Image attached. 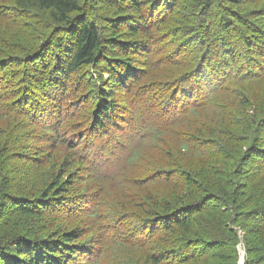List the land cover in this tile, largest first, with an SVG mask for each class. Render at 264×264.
Segmentation results:
<instances>
[{"label":"trees","instance_id":"obj_1","mask_svg":"<svg viewBox=\"0 0 264 264\" xmlns=\"http://www.w3.org/2000/svg\"><path fill=\"white\" fill-rule=\"evenodd\" d=\"M80 1L0 0V93L3 94L0 101L9 100L10 107L14 106L15 110L23 114H18L19 117L24 118L30 112L29 109H37L34 95L41 93L47 100L53 98L51 108H48L49 112L44 116L41 133L37 135L42 138V144H36L32 148L33 152L27 155L15 150L20 149L17 143L5 141L6 147L12 151L17 161L30 163L28 169L34 170V165L40 162L43 165L55 162L62 163L60 170L63 171L58 180L57 174L53 173L51 181L53 179L54 184L44 194V198L36 202L37 208L31 207L29 199L15 198L8 190L0 193V205L10 207L14 214L30 218L39 215L41 208L45 211L41 213L43 216L53 215L56 219L59 210L67 204L66 198L59 197L60 201L56 204L59 208L53 210L43 209L48 202L45 199L48 200L51 195L49 193L54 189L62 192L69 190L75 177L73 174L67 175V172L71 173L74 167H78L82 174L80 173L77 181L86 179L90 185L81 191L83 199L76 200L81 203L80 206H85V197L89 200L83 217H90L87 224L91 226L88 224L86 227L94 232V237H90L87 244H78L81 231L59 229L53 234L57 240L53 248L36 250L29 246L24 252L16 249L18 256L25 253L29 256L24 259L18 257L13 264H67L68 258L64 254H76L79 251L93 252V256L85 264H101L103 256L109 251L117 255L126 253L127 256L130 252L139 253L143 264H179L175 259L177 247H174V238L179 231L188 232L191 228V213L200 210L193 207L199 202L201 205L207 204L215 197L207 187L208 181L199 182L192 174L190 179L186 177V190L180 192L184 195L177 196L174 191L169 193L170 197L165 199L164 208L159 213L147 212L150 218L143 219L144 223L139 228L130 225L128 217L134 215L121 207L125 208L127 202H131L140 211H143L142 207L146 204L158 208L160 204L153 194L155 187L152 185L170 183L175 169H169L168 165L173 163L176 166L179 159L187 163L194 161L193 156L202 149L206 132L201 127L213 125L216 118H225L224 112L230 111L233 103H243L235 97L236 92L232 93L233 89L230 87L235 81H251L245 72L239 74L233 67L242 53L238 48L222 45L225 58L206 57L205 61L200 60L202 64L198 63L194 68L168 78L162 72L169 67L167 64L172 62L176 54L164 52L163 49L173 45L174 40L163 44V48H158L160 39L157 37V45H154L155 33L162 31L163 26L177 16L200 22L195 12L185 15L184 10L182 13L183 3L179 7L181 0H123L121 6H108L113 9L109 15L111 21L99 26L94 19H88V15L82 14ZM237 1L239 0H230ZM163 3L166 8L164 6L161 16L154 14ZM39 12H47L54 27L65 29L62 32L65 35L61 34L59 43L56 44L58 49L64 47L65 53L53 57L50 55L41 68L31 63L27 53L11 55L7 51L14 45V38L10 37L12 34L8 31L12 27L16 28L17 20ZM77 15L82 16L78 19L74 17ZM231 26L228 20L224 24L228 33ZM69 29L72 38L67 35ZM19 30L26 28L21 27ZM28 32L23 36H27ZM192 37L194 40H182L187 42L182 44L184 48L196 43L198 39H208L209 27L205 28L203 34H192ZM41 46H37L33 53L39 52ZM245 50L250 51L248 64L251 63L257 72L259 68L263 70L264 39L252 45L248 43ZM134 59L137 61L135 65ZM51 60H55L54 64H51ZM107 64L112 68H107ZM20 66H23L21 73H17V76H14L15 72L10 74L8 69ZM87 67L95 68L97 80H93L91 76L81 81L80 78L72 79L73 73L78 70L83 72ZM245 67L247 66L244 64L241 66L243 71ZM31 72L32 77L38 76V84L35 80L27 82ZM116 73L119 76H115ZM55 78L63 79V83L52 91L49 84ZM9 87L16 88L8 89ZM66 99L83 106V114L76 122L61 108L62 104H67ZM54 106H57L56 111ZM197 128L202 129V133ZM83 130L89 131L93 136L83 133ZM0 132L7 134V128L0 126ZM61 144L66 145L63 148L66 158L62 162L56 151V146ZM0 150L3 153L5 149L0 147ZM197 160L200 169L209 168V165H200L206 162L202 155H198ZM19 174L23 175V171H19ZM20 177L10 181L7 188L16 182L20 184ZM54 193L59 194L58 190ZM92 194L95 199L89 196ZM171 198L180 199V209L174 210ZM207 206V209H214L213 205ZM250 225L243 236L247 255L256 249L264 251V225L260 222L256 226ZM169 232L170 235H175H172L173 240L166 239ZM181 246L187 252L180 253V257L186 255L182 260H190L191 264H206L208 258L214 255L203 257L207 252L197 254L198 246L192 250H187V245ZM9 250L10 248L0 253V260L6 258V253L11 251ZM253 259L246 263L253 264ZM257 263L264 264V254Z\"/></svg>","mask_w":264,"mask_h":264},{"label":"rangeland","instance_id":"obj_2","mask_svg":"<svg viewBox=\"0 0 264 264\" xmlns=\"http://www.w3.org/2000/svg\"><path fill=\"white\" fill-rule=\"evenodd\" d=\"M100 1L81 0L80 5L83 15H88V19H94L99 26H103L111 21L109 15L113 9L108 8V6L110 4L113 6L120 4L121 6L123 0H111V2L110 0H102V3ZM181 5L183 6L182 13L184 10L185 15L195 12L200 22L177 16L168 21L166 24L168 26L165 27L166 25H164L162 31L155 33L154 45H157V37L160 39L158 40V48H163V44L174 40L173 45L163 50L170 54L175 53L176 56L173 57L172 62L167 64L169 67L165 68L162 73L169 76L168 78H174L182 72L194 68L196 64H202L200 60L205 61L206 57L210 59L214 57L225 58L224 46L222 45H229L235 49L238 48L242 53L237 59V64L233 65L234 69H237L239 74L245 72L251 81H235L230 85L233 89L232 93L236 92L235 95L237 96L235 97L243 103L241 105L233 103L230 111L224 112L225 118H220V120L216 118L213 125L201 127L206 132L203 136L202 149L196 151L197 155L193 156L194 161L187 163L185 160L179 159V164L176 163L179 167L173 166V163L168 165L169 169H175L172 171L170 183L152 185L155 187L152 190L153 194L156 195L160 204L158 208L146 204L142 207L143 211H140V208L131 202H127V207L121 208L134 215V217L130 215L128 221L132 227L139 228V225L144 223L143 219L150 218L147 212L159 213L164 208L165 199L170 197L169 193L174 191L177 196L184 195L180 192L186 190L187 179H190L192 174L194 179L199 182L206 183L208 181L206 184L209 186L206 184L203 186L210 188L215 197L207 204L201 205L200 202L196 204L193 208H200V210L191 213V221L193 222L191 228L188 232L179 231L174 238V247H177L175 249L177 250L175 253L177 256L175 258L176 263H192L190 260L186 262L182 260L186 255L183 254L180 257V253L187 252L183 251L185 249L181 246L183 244L187 245V250L190 248L192 250L198 246L196 248L197 254L209 253L203 257L214 254L208 258L206 264H247V260L251 258H254L253 264H258L259 257L264 254V251L256 249L247 255L243 236L251 226L250 224L256 226V223L260 222L264 225V149H260L264 148V64L263 70L259 68L257 72L251 63L248 64L247 58L250 51H246L245 48L248 47V43L252 45L264 39V0H239L237 2H230V0H181L179 7ZM160 6L157 7L154 14L157 13L161 16L166 4L163 3ZM81 16L74 17L79 19ZM19 19L16 28L12 27L8 31L9 34H14V36H10L14 38V45L7 49L8 53L11 55L27 53L31 63H35L39 68L50 55L53 57L65 53L64 47L60 49L56 47L60 36L65 35L62 33L65 29L54 27L52 25L54 23L47 12L32 13ZM227 20L232 25L229 33L224 27ZM21 27L26 28V30H19ZM206 27H209L210 30L208 39H198L196 43L189 44L184 48L182 44L187 43L182 41L184 38L194 40L192 34L195 36L203 34ZM26 32L28 35L23 36ZM67 35L72 36L70 29L67 30ZM43 39L46 40L43 41ZM43 42H45L44 45ZM39 45H42L39 52L33 53ZM213 45L214 47H212ZM54 62L55 60H51V64ZM136 62L134 59L133 65ZM243 64L247 66L244 71L241 68ZM105 66L112 68L109 64ZM22 67H13L8 70H10V74L15 72L16 75L14 76H17V73H21ZM58 69H60V65ZM107 75H104V78H107ZM116 75L119 76L118 73ZM90 76L93 77V80H97L98 74L93 67L84 68L83 72L76 71L73 73L72 79L80 78L79 81H81L90 78ZM34 80L36 84L39 83L38 76L32 77L31 72L27 82L31 83ZM62 83L63 79L55 78L49 86L54 91ZM12 88L16 87H9L8 89ZM0 96L3 94L0 93ZM34 97L37 100V109L33 111L29 109L30 112L26 113L24 118L19 117L18 114L21 113L15 110L14 106L10 107L9 100L0 101V126L7 128V134L0 132V147L5 149L3 153L0 150V193L8 190L9 194L15 198L29 199V204L31 203V207L35 209L37 208L35 207L36 202L41 201L44 194L53 186V179L51 181L53 173L57 174L58 180L60 172H63L60 170L62 163L49 162L43 165V162H40L34 165V170H31L27 168L31 166L30 163L17 161L12 151L7 149L5 144V141L19 144L20 149L15 150L26 155L33 152L32 148L36 147V144H42L40 142L42 138L37 135L41 133L44 116L48 114L49 111L47 110L51 108L50 102L53 98L47 100L41 93L34 95ZM66 100L67 104H62V110L65 113L68 112L69 117H73L72 121H78L83 114V106L77 105L76 101ZM53 109L56 111L57 106H54ZM52 112L54 113V110ZM21 115L23 116V114ZM202 129L197 128V131L202 133ZM83 133L93 136L86 130H83ZM194 133L197 134V132ZM56 147L62 162L66 158L63 149L66 145L61 144ZM198 155H202V159L206 161L200 165H209V168L200 169L197 162ZM21 170L23 175L19 174ZM80 173L82 174V171L78 167H74L71 173L67 172V175L73 174L75 177L69 190L62 192V190L54 189L49 193L51 195L48 200L45 199L48 202L45 203L43 209L53 210L59 208L56 206L60 201L59 197L66 198L67 204L62 206L61 211L59 210L56 219L53 218V215L43 216L41 213L45 211H42L41 208L39 210L42 216L39 214L30 218L14 214L10 207L0 205V253L9 248L11 250L6 253L5 259L0 260V264H13L18 260V257L24 259L27 255L29 256L28 253L18 256L16 249L19 252H24L29 246L36 250H44L45 247L53 248L57 241L53 234L59 229L72 232L81 231V237L77 239L78 244H87L88 239L94 237L91 228L86 227L89 224H87V219L90 217H83L88 208L86 203L89 200L85 197V206H80L81 203L76 200V198H81V191L90 185L86 179L77 181ZM19 176H21L18 179L20 184L16 182L7 188L10 181ZM56 190L59 194L54 193ZM185 192L188 194V191ZM52 196L54 197L52 198ZM89 196L91 199H95L93 194ZM179 200L172 199L174 210L180 209L182 203H179ZM207 205H213L214 209H207ZM75 215L79 217L75 218ZM89 225L91 226V224ZM170 234L169 232L166 239L173 240L175 235ZM210 239L213 241L210 242ZM70 254H64L68 258L67 264H85L93 256V252L88 251ZM141 260L139 253L130 252V255L127 256L126 253L117 255L109 251L107 255L103 256L101 264H143Z\"/></svg>","mask_w":264,"mask_h":264}]
</instances>
